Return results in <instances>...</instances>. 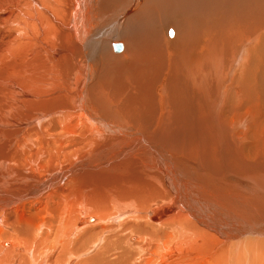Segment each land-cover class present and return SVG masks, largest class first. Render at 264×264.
I'll list each match as a JSON object with an SVG mask.
<instances>
[{
    "label": "bare ground",
    "instance_id": "1",
    "mask_svg": "<svg viewBox=\"0 0 264 264\" xmlns=\"http://www.w3.org/2000/svg\"><path fill=\"white\" fill-rule=\"evenodd\" d=\"M69 261L264 264V0H0V264Z\"/></svg>",
    "mask_w": 264,
    "mask_h": 264
},
{
    "label": "rangeland",
    "instance_id": "2",
    "mask_svg": "<svg viewBox=\"0 0 264 264\" xmlns=\"http://www.w3.org/2000/svg\"><path fill=\"white\" fill-rule=\"evenodd\" d=\"M168 32H169V30H168ZM171 33V32H170ZM118 42V41H117ZM117 42H115V43H117ZM112 48V47H111ZM113 50H114V48H113ZM115 51V50H114ZM226 74H228L227 72H225ZM230 75H228V77H229ZM86 217H93L92 215H86ZM91 223V222H90ZM86 224H88V223H86ZM131 237H135L136 238V236L134 235V234H132V235H130L129 236V239L131 238ZM135 238L133 239V240H135ZM4 247V246H3ZM69 263L70 264H73V261H69Z\"/></svg>",
    "mask_w": 264,
    "mask_h": 264
},
{
    "label": "water",
    "instance_id": "3",
    "mask_svg": "<svg viewBox=\"0 0 264 264\" xmlns=\"http://www.w3.org/2000/svg\"><path fill=\"white\" fill-rule=\"evenodd\" d=\"M113 47H114L115 51H120V49H121V45H119V44H113Z\"/></svg>",
    "mask_w": 264,
    "mask_h": 264
}]
</instances>
